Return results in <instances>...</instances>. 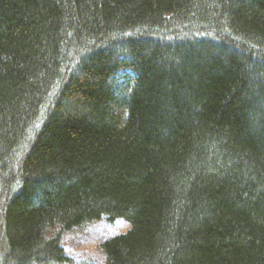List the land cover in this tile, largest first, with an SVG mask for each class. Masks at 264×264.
<instances>
[{"label": "trees", "instance_id": "trees-1", "mask_svg": "<svg viewBox=\"0 0 264 264\" xmlns=\"http://www.w3.org/2000/svg\"><path fill=\"white\" fill-rule=\"evenodd\" d=\"M264 264V0H0V264Z\"/></svg>", "mask_w": 264, "mask_h": 264}, {"label": "rangeland", "instance_id": "rangeland-1", "mask_svg": "<svg viewBox=\"0 0 264 264\" xmlns=\"http://www.w3.org/2000/svg\"><path fill=\"white\" fill-rule=\"evenodd\" d=\"M128 227L129 225L121 219L111 223L101 219L88 223L80 229L64 233L61 245L65 254L71 259V263L60 264L100 263L103 257L99 250V244L109 236L125 232Z\"/></svg>", "mask_w": 264, "mask_h": 264}]
</instances>
